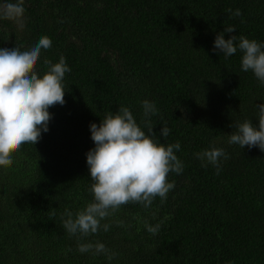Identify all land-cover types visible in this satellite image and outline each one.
<instances>
[{
	"label": "trees",
	"instance_id": "16d2710c",
	"mask_svg": "<svg viewBox=\"0 0 264 264\" xmlns=\"http://www.w3.org/2000/svg\"><path fill=\"white\" fill-rule=\"evenodd\" d=\"M24 8L23 27L0 20V48L24 51L47 36L37 71L61 55L71 71L48 131L0 167V264H264V153L228 143L236 124H258L264 85L241 71L239 51L213 52L222 32L264 43V0H24ZM144 100L158 109L153 139L181 146L183 171L168 176L174 189L149 208L122 206L101 222L107 232L69 236L65 210L92 201L90 125L124 106L147 134ZM212 148L228 156L219 174L198 156ZM96 242L114 258L77 250Z\"/></svg>",
	"mask_w": 264,
	"mask_h": 264
},
{
	"label": "clouds",
	"instance_id": "9594fccd",
	"mask_svg": "<svg viewBox=\"0 0 264 264\" xmlns=\"http://www.w3.org/2000/svg\"><path fill=\"white\" fill-rule=\"evenodd\" d=\"M24 13V0H0V20L14 21L23 27ZM234 15L241 13L237 9ZM234 31L236 29L231 26L224 28L226 33ZM51 43L49 37L43 36L36 45L24 51L18 47L0 48V167H10L14 154L24 145H36L42 132L48 131L49 109L65 103L63 79L71 71L66 58L61 55L58 62L53 63L45 57L42 63L46 71L42 74L37 71L38 61L42 53L50 49ZM237 51L241 53V71L251 72L264 85V43L242 35H232L227 40L223 32L216 35L214 53H222L227 59ZM141 106L147 134L131 110L124 106L115 113H106L99 126L90 125L95 146L86 153V164L92 201L75 214L65 210L62 226L69 236L83 239L101 230L107 232L110 225L101 222L122 206L138 204L149 208L157 198L161 203L165 202L174 189L175 182H169L168 176L183 171L184 165L175 155L181 146L178 142L165 146L153 139L156 134L151 117L158 113V109L148 100H144ZM256 108L258 124L254 126L249 120L236 124V131L230 134L228 143L241 149L256 147L264 153V103ZM169 133L170 129L163 126L159 135L165 138ZM198 156L216 167L217 174L221 170V158L228 159L221 148L205 150ZM145 227L153 235L160 230L159 224L153 226L146 222ZM77 250L82 254H103L108 260L116 255L101 242L80 243Z\"/></svg>",
	"mask_w": 264,
	"mask_h": 264
}]
</instances>
